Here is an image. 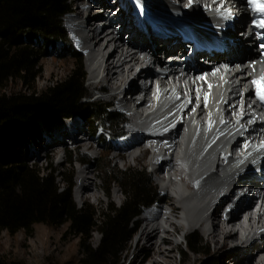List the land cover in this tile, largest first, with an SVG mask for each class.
<instances>
[{
    "label": "bare ground",
    "instance_id": "obj_1",
    "mask_svg": "<svg viewBox=\"0 0 264 264\" xmlns=\"http://www.w3.org/2000/svg\"><path fill=\"white\" fill-rule=\"evenodd\" d=\"M86 1L73 0L74 12L67 23L69 37L84 54L89 90L101 93L100 101L121 104L113 109L122 111L126 117V127L119 134L121 140L108 141L105 152L115 151L109 159L125 167L143 163L151 168L150 174L164 194V205L158 207L155 203L153 206L158 208L143 218L137 242L141 243L138 245L141 249L148 245V254L138 257V263L147 258V264H178L174 249L187 233L197 230L210 245L209 254L218 264H224V260L229 264H264V147L249 151L242 160L230 162L223 171L224 161L245 154L262 139L263 132L249 128L245 139H237L227 150V158L219 151L222 144L218 145L217 141L212 144L213 137H219L223 127L239 121L241 129L248 122L250 113L238 103L239 88L234 80L237 75L230 68L244 60L255 66L264 64L256 60L252 28L238 31L247 16L252 17L251 10L260 8L264 0L255 3L253 0H150L149 9L152 3L157 9L149 14L142 11H146L148 0H116L117 8L113 11L108 0H92L93 6H87L91 2L85 4ZM162 3L168 8L161 7ZM84 13L85 20L81 22ZM98 18H102L101 22H95ZM217 19L227 24L223 31L228 38L224 57L213 53L214 47L205 42L207 39L201 41L204 29H212ZM114 22L130 35L128 40L114 34L116 26H111ZM98 23H103L101 28ZM200 41L198 49L209 52L206 56L210 64L194 66L195 61L202 63L197 56L188 61L171 58L180 46H194ZM261 66L264 65L258 67ZM133 75L140 80L144 76V81L126 88V81ZM223 84L229 88V94L218 107V88ZM171 90L180 96L171 97ZM185 94L188 97L182 101ZM169 97L167 119L161 122L156 113L162 101ZM177 99H181V108ZM65 129L74 149L100 154L93 143L99 144L101 138L84 134L82 126L73 120L66 122ZM54 134L51 132L49 137ZM63 134V131L59 133L50 146H44L43 154L48 161L60 162V151L55 146L63 148L60 144ZM209 155L214 158V164L209 162ZM254 167L258 174L255 171L251 176ZM84 171H76L78 188L83 186L76 199L98 203L99 187L93 182L92 172L82 176ZM221 171L223 174L219 175ZM240 173L245 176L240 177ZM211 193L214 195L210 196ZM112 199L119 201L117 191ZM193 257L189 261V255L184 254L180 264L201 261V256Z\"/></svg>",
    "mask_w": 264,
    "mask_h": 264
},
{
    "label": "trees",
    "instance_id": "obj_2",
    "mask_svg": "<svg viewBox=\"0 0 264 264\" xmlns=\"http://www.w3.org/2000/svg\"><path fill=\"white\" fill-rule=\"evenodd\" d=\"M68 12V0H0V232L13 236L36 225L65 226L73 236L87 241L96 233L100 242L96 247L87 246L83 264H119L134 234L131 227L135 220L144 209L163 199L147 174L113 169L106 173L100 168L102 184L107 189L117 187L123 202L118 208L93 213L87 205L76 207L69 174L36 170L27 163V147L14 144L19 137L26 139V145L35 144L37 130L31 121L41 113L56 122L81 118L92 125L97 139L121 140L116 135L122 125L119 114L108 105L86 101L80 59L76 58L72 69L62 79L49 82L41 93H29L25 88L7 92L14 81L33 82L46 51L68 43L62 25ZM76 161L70 158L68 164ZM79 161L87 166L100 164L82 156ZM59 177L62 187L56 182ZM184 248L192 256L205 251L197 234L185 238Z\"/></svg>",
    "mask_w": 264,
    "mask_h": 264
},
{
    "label": "rangeland",
    "instance_id": "obj_3",
    "mask_svg": "<svg viewBox=\"0 0 264 264\" xmlns=\"http://www.w3.org/2000/svg\"><path fill=\"white\" fill-rule=\"evenodd\" d=\"M108 1H109V5L111 6V11L117 8V5L115 3L116 0H108ZM88 2L91 3L88 4L87 6L94 5L92 0H87L85 4H87ZM149 4H150V0L147 1L146 11L145 9H142L144 13L147 12V14H149V11L154 12L157 9V7L153 6V3L150 5V9H149L148 6ZM162 5L163 8L165 9L168 8L166 3L165 5L164 3H162L161 7ZM68 6L69 9L71 10L62 18V25L67 35L69 45L67 46L68 43H66L64 44V46L59 45L48 49L45 53L46 57L41 59V61H39V63L37 64V68L35 70L36 79L33 82H26L25 84L23 83L21 84L18 83L17 81H14L13 83L7 86V92L19 88H25V90L28 91L29 93H34V92L41 93L44 91L45 87L49 85V82L53 80L62 79L67 74V72H69L72 69L73 65L76 64L75 60L77 58L81 60V63L83 65V75H84L83 88L87 96L86 101L108 105L106 102L99 100V98L102 96L101 93L99 92L93 93L88 88L89 75H88L87 67L85 65L84 54L80 51L81 49L79 47L73 45L72 40L69 37V28L67 27V23H70L71 22L70 19L72 18V15L70 14L74 12L73 0H68ZM169 8H172V4L171 7L169 6ZM99 10L100 9L98 8V11ZM117 12L118 10L115 11V13ZM140 13L141 15L139 16H142L143 13L142 12ZM82 16H81L82 19L79 21L84 22L86 14L84 13ZM136 19L139 20L138 14ZM67 20L69 21L67 22ZM101 20L102 18H98L95 20V22H101ZM102 24L103 23H98V28H101ZM111 26L113 28L116 26L115 27L116 30L114 34H119L121 39L124 38L123 41L128 40L127 38H129L130 35L127 36L126 32L120 29L121 28L120 25H117V23L114 22L113 24H111ZM254 44H252L251 46L254 47ZM102 45L103 43H101L97 48H100ZM255 48L256 47H254L253 50H256ZM221 63L222 61L220 62V64ZM198 64H201V62H197L194 65L199 66ZM231 69L232 67L230 68V70ZM107 78H109V75L105 77V80ZM141 78L143 80L142 79L140 80V78L139 79L135 78L134 75L130 76L128 81H126L127 83L125 84V87L128 88V86H133V85L136 86L137 83L138 85L141 84V82L144 81V76H141ZM100 84H102V82ZM212 95L214 96V94ZM173 96L174 94H171V97ZM171 97L162 101V104L159 106V110L157 111L158 113H156L157 117L161 120V122H164L167 119L166 118L167 116H165L168 111L167 103ZM115 105L116 103H113L112 108H114L113 106ZM119 105L117 103L116 107H118ZM181 107L182 106L180 105L179 108ZM176 109L178 110V107H176ZM176 109L174 110L176 111ZM112 111L119 114L120 121L122 122L121 131L118 134H116L119 136V134L124 130V127H126V123H125L126 117L124 113L122 111L117 110V108L112 109ZM70 120L76 122L77 126L78 125L82 126L81 130H83L84 134L91 133L94 136V134L92 133V129H93L92 125H88L87 123H84V121H82L81 118H77V117H73ZM67 121L68 120H65L63 122H56L53 120H49L48 118L45 117L43 113H41L35 116L31 121L32 126L35 128V130H37V140L35 141V144L28 143V145H26L27 142L24 137H19L18 141H15L14 144L20 147L21 149L27 147L26 149L27 163L29 164V166L34 167L36 170L44 171L48 169L57 172L58 174H64V175L69 174L71 176L73 182L71 188V194H72L73 202L75 203L77 208H81L87 205L90 207L93 213L94 212L97 213L104 211L108 207L118 208L122 204L123 197L119 189L115 186L111 189H107L102 184L98 174V170L100 168H102L106 173L112 169L118 171H125V170L144 171L149 177L152 186L156 188L157 192L159 193V196L161 198L164 197V194L159 190L158 186L156 185L154 177L150 174L151 168L145 166L143 163H136V164H132L130 167H125L122 165L121 162L114 163L112 160L109 159L110 154L111 155L116 154L115 151L112 150H109L108 153L105 152L108 146L107 145L108 141L109 140L112 141L111 140L112 137L104 138L100 136L101 138V139L99 138L101 140L100 143L99 144L97 142H95V144L93 143L94 147H96L95 149L101 151L100 154H93L90 151L86 153V152H82L81 150L74 149L71 145L72 142L66 136L67 131L65 129V125ZM53 126H56V128H53ZM62 131L65 132V135L63 134L60 140V144H62L63 148L59 149L57 145L55 146L60 151L59 153V156L61 157L60 162L57 163L56 161H48L45 158L46 157L45 154H43V149L48 145L50 146L51 142H53L54 139L56 140L58 134L62 133ZM51 132H54L55 134L53 135V137L50 138L49 134ZM212 144L215 145L214 137L212 139ZM81 156L87 157L90 162L96 161L100 164L99 166H97L96 165L97 163L92 162L91 166L84 165L79 161V158ZM70 158H73L77 161L69 165L68 160ZM211 158L212 155H209V162ZM77 169H85L84 171L85 173L82 176H85V174L89 173V171L92 172L94 176L93 182L97 187H99V194L101 199L98 203H93L92 201L81 202L76 199V195L82 192V187H83L82 186L78 188V176L76 172ZM256 176L257 175H255V177ZM56 182L60 187H62V181L60 177L57 179ZM114 191L118 192L120 198L119 201L117 200L114 201L112 199ZM251 192L252 191H250L249 193ZM245 194L247 195V193ZM213 195L214 194L211 193L210 196ZM163 201L164 199L161 200V202L158 204V207L164 205ZM158 207L151 206L148 207L147 209H144L142 214L135 220V224L131 227L134 234L128 243V250L124 254L119 264H139L138 257L148 254V250H147L148 245L145 244L143 249H141L140 246H138L139 244L141 245V243L137 242V238L139 235L140 227L144 225L143 218L145 214ZM191 234H197L201 239V241L203 242V244L205 245V251L203 250V252H199V254L195 255V256H201V261L197 264H204V263L218 264L217 262H215L216 259H214V257H212L209 254V251H211L210 245L204 240V238H202V236L197 230H193L187 233L183 238L180 239L178 248L174 249L173 252L176 262L180 264V260L184 254L189 255V261L193 260L194 257L184 248L185 238ZM88 239L89 240L87 241L86 239H80L76 236H73L72 233L65 226L48 227L45 225H36L33 227L31 231L20 232L13 236L7 232L2 231L0 232V261L6 264H83V255L85 253L87 246L91 245V247H96L99 244L101 237L99 234L94 233L91 234ZM141 264H147V258H145ZM224 264H229V262L224 260Z\"/></svg>",
    "mask_w": 264,
    "mask_h": 264
},
{
    "label": "clouds",
    "instance_id": "obj_4",
    "mask_svg": "<svg viewBox=\"0 0 264 264\" xmlns=\"http://www.w3.org/2000/svg\"><path fill=\"white\" fill-rule=\"evenodd\" d=\"M246 21H247V20H246ZM244 22H245V21H244ZM244 22H243V24L241 25V27H244V26H245ZM246 24H247V23H246ZM203 32H204L205 34H204V37L202 36L201 38H205V37H206V32H207V31H206V28L204 29ZM177 51H179V49L176 50V52H177ZM176 52L173 53V54H171V56H172L171 58H177V57H178L177 54H176ZM202 55H204V56H202ZM174 56H176V57H174ZM206 57H207V56H206V54H204V53H202V54H197V60H202V59H204V58H206ZM222 57H224V56H222ZM209 61H210V60H209V57H208V64H210ZM195 63H197V62L195 61ZM195 63H194V64H195ZM194 64H193V65H194ZM208 64H202V63H201V64H198V65H199V66H205V65H208ZM194 66H195V65H194ZM218 89H219V95H220V97H221L222 94L220 93V88H218ZM170 92H172V94H174V96H176V97H179V96H180V94H178L177 91H175V90H171ZM176 94H177V95H176ZM228 94H229V93H227L226 95H228ZM226 95H224V97H225ZM187 97H188V94H185V95H184V98L182 99V101H183V100H186ZM224 97H223V99H224ZM177 100H178L177 103L179 104V106L182 105V103H181V99H177ZM219 100H220V99H219ZM218 102H219V101H218ZM222 103H223V100H222ZM222 103H221V104H222ZM221 104H220V105H221ZM219 107H220V106H219ZM108 108H109L110 110H112V109H113V108H112V104H108ZM223 128L228 129L229 127L226 126V127H223ZM223 128H222V133H221V135L223 134V130H224ZM258 129L260 130V128H258ZM221 135H219V137H218V136L214 137V141H217L218 145H221V144H222V146L219 148V151H223V148H224V145H225V142L221 140ZM232 159H233V158H231V159L228 160V161H229V162H230V161H233ZM211 163H213V164L215 163L213 157L211 158ZM223 166H224V163H223ZM250 172H251V171H250ZM254 172H255V170L253 169L252 172H251V174H252L251 176H253ZM256 174H257V172H256Z\"/></svg>",
    "mask_w": 264,
    "mask_h": 264
},
{
    "label": "snow or ice",
    "instance_id": "obj_5",
    "mask_svg": "<svg viewBox=\"0 0 264 264\" xmlns=\"http://www.w3.org/2000/svg\"><path fill=\"white\" fill-rule=\"evenodd\" d=\"M253 3H255V0H253ZM261 11H264V8L258 9ZM264 27V25H261ZM261 80L264 81V77H261ZM254 84H257V95L260 97L261 100H264V92L261 91L259 87V81H253Z\"/></svg>",
    "mask_w": 264,
    "mask_h": 264
}]
</instances>
